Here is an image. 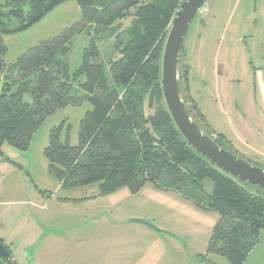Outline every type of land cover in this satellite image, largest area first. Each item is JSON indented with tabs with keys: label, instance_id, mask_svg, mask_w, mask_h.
<instances>
[{
	"label": "trees",
	"instance_id": "trees-1",
	"mask_svg": "<svg viewBox=\"0 0 264 264\" xmlns=\"http://www.w3.org/2000/svg\"><path fill=\"white\" fill-rule=\"evenodd\" d=\"M60 1L0 0V153L4 143L24 149L44 117L57 109L88 101L91 109L80 120L77 144L60 140L61 126L51 130L44 148L49 172L64 187L97 183L106 193L121 187L136 190L151 181L201 197L199 203L219 215L208 250L242 264L264 230V189L232 177L191 148L162 94L163 47L183 0H77V23L6 66L3 36L27 27ZM123 20H129L124 28ZM81 30L90 42L80 67L71 73L64 56ZM183 60L184 49L182 99L192 120L210 136L205 123L192 116L199 113L193 112L196 107L183 84L188 68ZM210 137L233 153L220 135ZM9 264L15 263L11 259Z\"/></svg>",
	"mask_w": 264,
	"mask_h": 264
},
{
	"label": "rangeland",
	"instance_id": "rangeland-1",
	"mask_svg": "<svg viewBox=\"0 0 264 264\" xmlns=\"http://www.w3.org/2000/svg\"><path fill=\"white\" fill-rule=\"evenodd\" d=\"M80 18L77 0H62L27 27L6 33L4 64H12L28 48L59 35ZM251 20L264 21V0H206L184 40L183 61L188 68L183 84L196 107L193 112L199 113H192L194 120L204 122L210 136L220 135L237 157L264 169V124L247 100L253 95L254 83L253 75L246 73L247 55L242 45H236L238 51L226 45V38L242 31ZM128 24L129 20H123L122 27ZM89 42L86 30L73 36L64 56L69 72L80 67ZM224 58L241 60L235 74ZM90 109L88 101L61 107L44 117L24 149L6 143L1 147L0 238L4 244H11L14 263L27 264L30 259L31 264H37V257L45 261L51 252L69 254L78 246L112 245L122 236L147 245L154 258L166 264H231L208 250L219 215L202 206L201 197L194 199L151 181L136 190L121 187L106 193H101L97 183L64 187L49 172L44 148L51 130L61 126L60 140L77 144L80 120ZM205 188L210 190L209 181ZM29 215H33L34 226L28 222ZM133 218L146 220L167 234L149 228V234L135 231V227L146 226L130 223ZM33 227L38 237L31 239ZM48 231L57 233L44 237ZM91 260L84 263L91 264ZM44 263L54 264L51 258ZM0 264H5L3 259ZM73 264L80 261L74 260ZM242 264H264V230Z\"/></svg>",
	"mask_w": 264,
	"mask_h": 264
},
{
	"label": "water",
	"instance_id": "water-1",
	"mask_svg": "<svg viewBox=\"0 0 264 264\" xmlns=\"http://www.w3.org/2000/svg\"><path fill=\"white\" fill-rule=\"evenodd\" d=\"M205 1L183 0L171 21L161 58L160 82L164 102L176 127L191 148L232 177L264 189V169L252 165L227 149L220 147L192 120L187 105L182 99L179 70L184 40L190 24ZM131 221L143 224L159 234H167L146 220L133 218ZM1 259L4 260L5 264H9L12 259L11 252L2 243H0Z\"/></svg>",
	"mask_w": 264,
	"mask_h": 264
},
{
	"label": "crops",
	"instance_id": "crops-1",
	"mask_svg": "<svg viewBox=\"0 0 264 264\" xmlns=\"http://www.w3.org/2000/svg\"><path fill=\"white\" fill-rule=\"evenodd\" d=\"M226 45L233 46V48L237 49V51L238 47L236 45H242L243 49L246 52L247 59H245V65L248 70V72L246 73L247 75H253L252 80L254 82L252 84L251 92L253 93V95H250L247 100L249 107H251L255 111V115L259 116L261 123L264 124V21H248L246 25L242 28V31L238 33L235 32L232 38H226ZM224 61L227 64L228 62L230 63V66L228 65V67L232 68L234 74L236 73L234 70H236L241 63V60L239 58H232L231 61L224 58ZM254 117L256 118V116ZM254 122H257L255 124H258L259 120H255ZM29 216H31L28 219L29 224L31 223V226H34L35 223L33 222L32 224V221H34L33 215ZM130 223L133 222L130 221ZM120 224H123L122 221L120 222ZM145 228L146 229L135 227V229L133 230H141L149 234V231H147L148 227ZM124 231L126 232L127 229H125ZM35 232L37 231L34 229V227L31 228V239H34V237H38ZM56 233L57 231H48L44 234V237L47 234L54 235ZM0 237H2L1 234ZM128 239L129 238L121 236L120 239H117L116 243L112 245L99 243L96 246H81V248H79L78 246L74 249H71L69 251V254L68 251L61 252L59 253V255L58 253L51 252L49 255H47L45 261L40 260L38 257L36 258V261L37 264H52L44 263L48 261V259L50 260L51 258L54 264H65L68 261H72L73 264L74 260H76L77 262L80 261V264H83L84 260L90 258V260L92 259L91 264H166L163 261L155 259L152 254V250L147 245H139L138 243H133ZM5 245L9 247L12 257H14L15 254L12 250V247L10 246L11 244ZM28 263L31 264L30 259L27 261V264Z\"/></svg>",
	"mask_w": 264,
	"mask_h": 264
}]
</instances>
